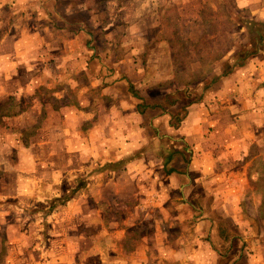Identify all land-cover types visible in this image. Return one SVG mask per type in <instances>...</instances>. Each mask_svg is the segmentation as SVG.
Wrapping results in <instances>:
<instances>
[{
    "label": "crops",
    "instance_id": "0c3cea01",
    "mask_svg": "<svg viewBox=\"0 0 264 264\" xmlns=\"http://www.w3.org/2000/svg\"><path fill=\"white\" fill-rule=\"evenodd\" d=\"M115 1L100 22L86 0H0V106L13 101L15 128L33 129L26 145L0 137V264H212L221 256L220 264H241L250 241L260 264L264 232L253 234L247 210L259 218L252 170L264 52L226 76L215 69L187 93L171 46L148 29L172 9L196 42L201 0ZM231 1L264 20V0ZM133 16L156 22L135 32ZM180 94L203 98L183 103ZM68 189L74 197L48 212ZM183 211L199 238L171 231ZM208 235L229 252L201 243Z\"/></svg>",
    "mask_w": 264,
    "mask_h": 264
},
{
    "label": "rangeland",
    "instance_id": "374dc122",
    "mask_svg": "<svg viewBox=\"0 0 264 264\" xmlns=\"http://www.w3.org/2000/svg\"><path fill=\"white\" fill-rule=\"evenodd\" d=\"M87 4H91L95 2L96 10H97V18L100 22L105 21L108 18V9L107 2L108 0H86ZM122 0H116L115 3L119 5ZM203 3V9H201V14H199L197 18V25L201 29V33H196L199 36L196 42H193L189 39L191 35L189 31H187V27L185 25H181L182 22L177 21L179 18L175 14V11L172 9H168L165 12V16L161 19V27L156 28L153 24L156 22V18L148 17L145 20H141L143 26H151L148 29V37L152 40L163 39L168 42L171 46L170 56L173 59V68L178 77V82L186 87L185 90L188 93L189 89L195 85L197 79L205 78L211 72H214L215 69L218 73H223L230 70V73L233 71H238L245 67L251 58L260 53L264 52V20L260 19L258 21L251 20L248 14L243 13L235 8L233 2L231 0H201ZM133 6V9H137L138 6ZM117 10V9H116ZM139 18L132 17L133 27L135 32L138 31V26L136 24L141 23ZM180 25V28H179ZM134 33V32H133ZM195 34V35H196ZM99 35V34H98ZM102 37L107 36L101 35ZM100 37L98 41H104V39ZM116 39L121 40V36L116 34ZM110 38V37H106ZM107 40V39H106ZM262 55V54H261ZM264 56V54L262 55ZM221 59V60H220ZM228 70V71H229ZM178 72V73H177ZM166 85V84H165ZM264 82L259 84L258 88L264 87ZM57 86V84H56ZM194 87V86H193ZM192 87V88H193ZM53 91L55 89L53 88ZM261 91V90H260ZM185 92V93H186ZM65 98V97H64ZM64 98L54 97L55 103L58 104ZM181 98L182 102H189V100H196V102L200 101V97H193L191 95L180 94L179 99ZM262 98V97H261ZM67 99V98H65ZM175 100V98H174ZM26 99L23 101L22 105H25ZM63 102V101H62ZM13 101L4 102L0 106V137L5 140H9V138H15L17 142H21L23 145H26L28 138L30 137L33 129L23 128L22 126L18 129L15 128V125L12 123L13 112ZM262 111H260V115L258 120L261 123V139L260 146H255L253 149L254 156H259L258 160L254 161V167L252 171L257 173V176L254 177L252 181V185L254 188H257L258 191L262 194V203L259 208V218H257L255 210H247L249 215L248 220L252 223V231L253 234L264 232V100L262 98L259 103ZM21 105V107H22ZM9 107V108H8ZM9 110V111H8ZM183 114V113H182ZM182 114L178 115L179 118H182ZM43 114H39L37 119L42 120ZM178 118V119H179ZM38 120V121H39ZM263 125V126H262ZM20 145V144H19ZM13 140L12 144L9 145L10 151L9 154L13 155V160L17 154L16 149L14 148ZM5 148V150H4ZM13 150V152H11ZM7 151L6 146H0V152L4 153ZM107 167L106 165L103 168ZM69 187V185H68ZM66 189V187H64ZM62 195L57 198H53L52 204H50V208L48 212L54 213L58 210L62 205L74 197V192L72 189H68V191H62ZM108 210H105V214H108ZM184 220L179 224H173L171 226V231L176 233H183L184 236L188 237L191 234L197 235V225L195 224V220L192 219L191 213L187 211H183ZM107 217L105 218L104 223L101 225V232H109V224ZM222 223H219L220 234L218 236L223 240L222 234ZM122 228V225H121ZM139 228V227H138ZM148 230L151 225L148 222V225L145 227ZM168 228V224L163 226V229ZM202 228V227H201ZM200 228V229H201ZM199 229V230H200ZM205 231V229H204ZM216 235V234H215ZM199 238V235H197ZM211 235L206 237H201L202 240H205L207 245L210 244L211 248L224 253L226 251L229 252V244H223V242L217 239L211 240ZM107 236L101 238V243L103 246L107 245ZM195 243H199V240L194 241ZM227 243V242H226ZM255 242L250 241L247 243H242L241 249L245 253L238 258L237 262L241 264H256L251 262L250 255H254L255 251L253 249V244ZM264 243V240L261 242ZM130 245L135 246V242L132 239ZM129 245V246H130ZM243 255L245 257H243ZM262 258L260 259L261 263L264 264V250L262 252ZM222 257V256H221ZM211 259L212 264H219L223 262L221 259ZM257 258L255 259V261ZM216 261V262H215ZM254 261V262H255ZM227 264H230L226 261ZM234 264L236 262H233Z\"/></svg>",
    "mask_w": 264,
    "mask_h": 264
},
{
    "label": "trees",
    "instance_id": "16d2710c",
    "mask_svg": "<svg viewBox=\"0 0 264 264\" xmlns=\"http://www.w3.org/2000/svg\"><path fill=\"white\" fill-rule=\"evenodd\" d=\"M229 70V69H228ZM225 71V72H223L222 73V75H224V76H226V75H228V74H230V70L229 71ZM215 81V79H212L211 81H207L206 83H205V85H209V84H211V83H213Z\"/></svg>",
    "mask_w": 264,
    "mask_h": 264
}]
</instances>
